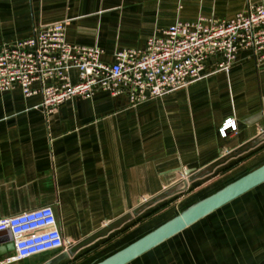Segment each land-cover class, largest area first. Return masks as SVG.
I'll use <instances>...</instances> for the list:
<instances>
[{
  "label": "crops",
  "instance_id": "1",
  "mask_svg": "<svg viewBox=\"0 0 264 264\" xmlns=\"http://www.w3.org/2000/svg\"><path fill=\"white\" fill-rule=\"evenodd\" d=\"M261 2L0 0V44H13L44 25L66 21L69 42L99 46L103 60L112 62L116 51L143 50L151 36L178 20L230 19L249 3ZM220 61L221 55L212 56L197 81L136 105L125 94L97 90L90 98L75 96L48 112L41 93L27 96L19 85L0 91V218L51 205L68 240L65 248L8 261L15 254L13 239L8 231L0 232V264L48 263L181 180L185 169H201L263 131L264 61L258 62L248 49L239 50L229 71L219 69ZM69 74L78 81L76 68ZM228 118L236 120L237 131L223 137L219 128ZM261 160L264 142L57 264H91L106 257L154 228L161 216L215 191ZM229 205L212 214L221 219ZM238 235L236 241L249 246L260 237L243 240ZM206 245L211 243L200 249ZM152 250L128 264H142Z\"/></svg>",
  "mask_w": 264,
  "mask_h": 264
},
{
  "label": "built area",
  "instance_id": "2",
  "mask_svg": "<svg viewBox=\"0 0 264 264\" xmlns=\"http://www.w3.org/2000/svg\"><path fill=\"white\" fill-rule=\"evenodd\" d=\"M66 21L44 25L39 31L13 44H0V91L19 85L27 96L41 93L42 106L55 111L75 96L90 98L97 90L125 94L131 105L162 97L202 77L206 61L221 55L219 69L229 71L240 49L252 50L264 61V3H249L230 19L200 17L178 20L151 36L145 49L124 48L114 60H103L99 46L67 40ZM78 70V81L70 70ZM40 86L35 88L34 83ZM233 118L219 132L226 137L237 131ZM8 231L15 254L23 260L67 246L51 205L0 218V232Z\"/></svg>",
  "mask_w": 264,
  "mask_h": 264
},
{
  "label": "water",
  "instance_id": "3",
  "mask_svg": "<svg viewBox=\"0 0 264 264\" xmlns=\"http://www.w3.org/2000/svg\"><path fill=\"white\" fill-rule=\"evenodd\" d=\"M263 142L264 130L201 169H185L184 177L181 180L177 181L161 193L147 199L133 211L123 215L97 233L75 245H71L69 249L58 253L54 259L46 264H57L63 259L73 257L82 246L91 242L96 237L105 235L109 230L119 227L122 223L131 219L133 215H137L144 208L176 193L186 191L189 184L193 181L214 173L218 166L256 148ZM263 183L264 160L249 171L228 181L222 187L188 204L186 207L180 209L175 215L167 218L133 241L125 244L106 257L93 261L91 264H128Z\"/></svg>",
  "mask_w": 264,
  "mask_h": 264
},
{
  "label": "rangeland",
  "instance_id": "4",
  "mask_svg": "<svg viewBox=\"0 0 264 264\" xmlns=\"http://www.w3.org/2000/svg\"><path fill=\"white\" fill-rule=\"evenodd\" d=\"M184 206L185 203L161 216L154 226ZM224 210L221 219L210 214L188 231L154 248L142 264H264V184L232 201ZM237 233L243 240L245 237H260L249 246L236 241ZM229 239L233 242L229 243ZM209 242L211 245H206V249H200L199 245ZM243 250L246 253L242 256Z\"/></svg>",
  "mask_w": 264,
  "mask_h": 264
}]
</instances>
